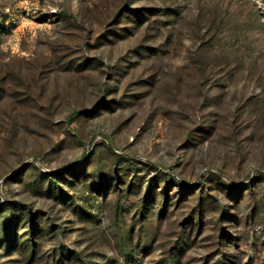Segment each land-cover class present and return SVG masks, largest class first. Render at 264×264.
Wrapping results in <instances>:
<instances>
[{
	"label": "rangeland",
	"instance_id": "374dc122",
	"mask_svg": "<svg viewBox=\"0 0 264 264\" xmlns=\"http://www.w3.org/2000/svg\"><path fill=\"white\" fill-rule=\"evenodd\" d=\"M0 264H264V0H0Z\"/></svg>",
	"mask_w": 264,
	"mask_h": 264
}]
</instances>
